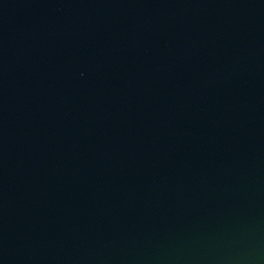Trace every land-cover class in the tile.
I'll return each instance as SVG.
<instances>
[{
	"label": "water",
	"instance_id": "water-1",
	"mask_svg": "<svg viewBox=\"0 0 264 264\" xmlns=\"http://www.w3.org/2000/svg\"><path fill=\"white\" fill-rule=\"evenodd\" d=\"M0 264H264V0H0Z\"/></svg>",
	"mask_w": 264,
	"mask_h": 264
}]
</instances>
